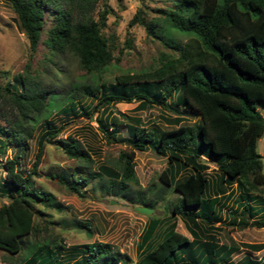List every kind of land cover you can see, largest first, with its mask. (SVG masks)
I'll return each mask as SVG.
<instances>
[{
    "label": "trees",
    "instance_id": "obj_1",
    "mask_svg": "<svg viewBox=\"0 0 264 264\" xmlns=\"http://www.w3.org/2000/svg\"><path fill=\"white\" fill-rule=\"evenodd\" d=\"M8 1L26 34L30 54L37 49L48 14L44 43L49 52L72 55L87 79L72 83L63 96L55 89L38 87L27 73L0 84V118L5 122L0 125V154L10 149L1 165L5 177L0 195L10 200L0 205V249L11 254L25 249L22 264H69V260L72 264H127V255L109 242L65 247L45 238L27 245L37 231L35 204L61 206L35 187L32 179L38 174L45 142L56 140L69 157L81 162V171L56 175L79 196L90 179H97L111 194L129 195V183L137 181L136 150L151 149L167 156L168 170L161 179L179 193L172 212L180 216L192 237L177 232L175 222L160 232L161 219L151 218L136 247L137 264H230L238 246L220 243L211 232L215 223L222 222L221 211L234 193L232 186L238 196L236 206L228 210L230 223L264 226V172L257 151L264 133V117L258 109L264 105V0H173L154 19H146L139 9L129 24H142L148 35L172 52L162 53L153 68L121 72L113 81L102 80V74L114 66L115 37L102 32L106 9L97 19L93 17L99 0ZM125 42L129 44V39ZM85 96L90 99L86 105L81 102ZM134 100L136 110L158 106L172 114L162 113V118L173 127H147L140 117L127 115L131 123L126 125L128 135L122 137L110 106ZM78 110L90 118L96 113L98 129L107 142H125L132 148L121 151L115 164L94 170L88 147L73 137L55 139L60 130L49 124L54 111L74 114ZM187 117L195 120L189 122ZM42 119L48 122L36 137L32 165L24 171L20 161ZM201 158L216 164L215 179L210 180ZM183 170L189 173L179 178ZM254 190L261 194H253ZM135 198L143 206L154 207L141 192ZM75 224L91 230L89 222ZM243 246L258 251L264 243ZM240 264H264V259L247 254Z\"/></svg>",
    "mask_w": 264,
    "mask_h": 264
},
{
    "label": "rangeland",
    "instance_id": "obj_2",
    "mask_svg": "<svg viewBox=\"0 0 264 264\" xmlns=\"http://www.w3.org/2000/svg\"><path fill=\"white\" fill-rule=\"evenodd\" d=\"M172 3L173 0L98 1L93 17L97 19L99 12L106 9L102 32L106 36L112 34L115 37L112 60L114 66L102 74L103 81H113L115 75L121 72H138L153 68L158 64L162 53L172 52V49L167 48L160 40L148 35L142 24H129L139 9L145 12L146 19H154L162 16L165 9L172 6ZM44 20L45 25L37 49L30 54L28 39L18 25L15 11L8 0H0V84L4 85L7 81H11L15 75L27 73L38 87L55 89L63 96L72 83L77 84L87 77L84 76L78 60L69 53L52 54L49 52L44 39L45 29L49 27L50 16L45 14ZM126 39H129V44H126ZM180 39L185 40L186 37L181 36ZM89 101L90 99L86 96L81 97L84 105ZM136 105L137 101L134 100L110 106L120 123L119 133L122 137L128 135L126 125L131 123L126 118L127 115L140 117L147 127H152L154 124L162 129L173 127L162 118V113L171 116L169 112L158 106L136 110ZM56 106L57 104L54 105ZM258 109L264 117V105ZM95 114L93 113L90 118L89 114H84L80 110L74 114L54 111L49 118V124H54L60 130L55 139L73 137L84 143L93 159L92 168L97 170L100 165L115 164L119 153L130 150L132 147L125 142H107L98 129ZM194 120L193 117H187L189 122ZM47 122L42 119L36 125L34 137L28 140V149L20 161L24 171L29 170L32 165L37 149L36 137L39 131L45 130ZM4 124V120L0 118V125ZM257 151L262 156L264 172V133L258 139ZM6 155H10V149H7ZM6 155L0 154V182L5 177V171L1 165ZM135 155L137 181L129 183L131 195L130 193L126 196L111 194L107 189L100 187L97 179H90L88 184L81 188L83 196H79L61 183L56 175L62 173L68 175L76 170L81 171L79 168L81 162L69 157L56 140L45 142L42 159L37 168L38 174L33 175L32 179L35 187L51 195L54 201L60 203L61 206L60 209H56L47 202L38 201L35 204L37 231L27 239V245L45 238L56 240L65 247L93 241L109 242L121 253L127 255V264H137L136 247L141 233L151 218L161 219L160 232L165 230L171 222H175L176 231L191 238L180 216L172 212L173 204L177 201L179 193L173 187L165 185L161 179L162 172L168 170L167 156L159 155L151 149L136 150ZM201 159L208 166L206 174L210 180L215 179L218 174L216 164L205 158ZM188 173V170H183L179 178ZM232 187L234 193L228 197L221 211L222 222L221 224L215 223V228L211 233L215 234L219 242L226 246H238V250L231 256L230 264H240L243 256L247 254L263 260L264 246L256 251L244 247L243 243H264V226H240L230 223L228 210L231 206H236L235 199L238 196L237 188ZM139 192L154 203V207H150L153 211L149 215L140 213L136 209L137 206H143L135 198ZM253 194H261V192L254 190ZM9 200L7 196L0 195V205ZM77 221L89 222L91 230L77 227L75 224ZM24 253L25 249L14 254L0 249V263L10 261L14 264H22ZM72 263L73 260H69V264Z\"/></svg>",
    "mask_w": 264,
    "mask_h": 264
},
{
    "label": "water",
    "instance_id": "obj_3",
    "mask_svg": "<svg viewBox=\"0 0 264 264\" xmlns=\"http://www.w3.org/2000/svg\"><path fill=\"white\" fill-rule=\"evenodd\" d=\"M136 209L140 212V213H144V214H151L153 209L147 206H137Z\"/></svg>",
    "mask_w": 264,
    "mask_h": 264
}]
</instances>
